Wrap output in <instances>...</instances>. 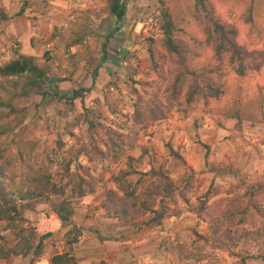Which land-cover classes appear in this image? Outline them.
<instances>
[{"label":"rangeland","instance_id":"obj_1","mask_svg":"<svg viewBox=\"0 0 264 264\" xmlns=\"http://www.w3.org/2000/svg\"><path fill=\"white\" fill-rule=\"evenodd\" d=\"M163 2L177 26L184 28L185 38L199 51L191 59L193 65L199 69L214 67L217 61L210 47L205 44V34L188 13L194 0H128L124 17L116 16L106 0H85L81 3L82 10L71 18L67 16L62 29L50 40L44 37L46 43L55 45L46 50L47 57L43 55L40 58L49 65L53 77L59 80L57 84L61 93L69 96L73 88L91 85L93 90L85 96L86 104H93L95 98L103 102L106 85L113 81V73L118 74L121 91L111 86L109 97L116 111L110 114L111 120L107 122L113 126V120L125 122L128 127L124 131H132L133 122L127 116L133 111L135 95L130 94L122 56L125 50H136L140 56L138 62L144 69H149L151 58L148 46L153 43L159 50H164ZM214 2L217 12L238 26L240 43L264 50V0ZM0 5L1 12L4 10L2 0ZM80 33L83 34L82 39L74 43ZM108 35L112 36L107 48L109 54L101 62L103 42ZM225 65L231 70L229 65ZM98 66L99 79L96 81L91 73ZM107 66L114 68V72L107 70ZM221 84L224 85L225 93L221 98L213 99L207 111L200 106L191 113H184L174 107L164 119L152 123L145 134L140 131L137 145L129 152V155L137 157L136 160L128 162V158L121 159L104 171L101 161L91 162L84 153L78 155L79 160L73 155L72 170L79 168L78 172L86 175L82 166H90L88 177L99 178L103 173L106 183L98 184L96 193L83 196L67 194L74 206L73 222L81 230L78 243L66 242V233L72 227L62 225L49 200L44 197L20 200L19 190L16 189L20 176L12 182L9 173L6 177L0 175L5 189L13 190L17 204L25 206L18 220L20 231L34 227L39 234H51L44 240L46 252L35 262H30L32 254L26 257L12 255L3 264H50L55 251L75 255L79 264H238L237 251L246 255L249 264H264V244L252 245L253 241L246 244L247 236H238L242 228L251 227L250 222L242 223L235 219L229 225L231 236L226 242H221L209 220L200 217L179 197L177 204L168 205L170 217H164L154 226L143 225V229L137 231L138 226L108 218L97 199V194L104 187H117L120 179L114 180L113 173L117 175L124 170H135L128 175V179L137 182L142 178V172L150 170L153 164L164 166L179 185L190 174L197 178L196 183L202 179L199 190L191 198L195 204L199 202L197 196L209 191L211 196L208 204L217 207L222 198L232 196L235 190L233 182L245 186L256 181L255 178L264 170V66L245 77L231 71L222 78ZM20 88L15 93H19L17 95L11 87L8 91L0 89L3 101L15 108L10 111L9 105H0V121L9 122L15 127L8 135L1 136L0 141L7 139L11 142L13 138L15 141L12 148L0 152V164H5L9 154H14V172L21 171L23 159L19 156L17 144L33 141L36 142L35 152L41 153L44 147L50 151V170L56 175V170L62 171V161H59L61 153L69 156V152L74 150L72 146L76 148L80 139L88 144L91 142L90 134L84 129L79 130L75 123L76 114L82 110V102L78 99L72 105L67 99L55 96L43 100L41 94L33 91L32 87L28 89L29 93H20ZM106 105L103 103L104 109L108 108ZM235 105H238L242 114L240 124L235 116L230 117L225 113ZM58 137L64 142L61 147L56 143ZM100 145L105 147L104 144ZM207 146H210L209 150ZM171 147L185 157V162L171 152ZM207 151L209 158L206 157ZM78 162H81L80 166ZM213 162L238 168L242 171V177L236 180L230 176L215 178L210 171ZM107 164L109 161H106ZM60 179L61 176L56 175L54 180L60 183ZM148 179L149 176L143 177L140 185ZM51 198L54 199V196ZM221 209L219 207L218 212ZM256 224L261 226L262 221L259 219ZM5 225L6 222L0 220V233L5 234L9 243L13 244L18 236L4 230ZM260 243H264V239ZM182 250H194V256L180 258Z\"/></svg>","mask_w":264,"mask_h":264},{"label":"trees","instance_id":"obj_2","mask_svg":"<svg viewBox=\"0 0 264 264\" xmlns=\"http://www.w3.org/2000/svg\"><path fill=\"white\" fill-rule=\"evenodd\" d=\"M214 1L194 0L188 10L205 34V44L210 47L213 57L217 61L214 67L199 69L193 65L191 59L199 51L185 38L184 28L177 26L164 2L162 10L165 19V36L162 46L164 50H159L153 43L148 46L151 58L149 69H144L138 62L140 59L138 51L125 50L123 52L122 61L129 80L130 94L135 95L133 111L131 115L127 116L133 122L130 132L124 131L128 127L125 122L113 120L114 126L107 122L111 120L110 114L116 111L109 97V94L112 93L111 86L121 91L118 74L111 82L112 85L109 83L106 85L105 100L102 102L100 98H95L93 104L87 105L85 96L91 89L85 87L75 89L69 96H64L57 84L59 80L57 81L53 77V71L40 57L16 53L12 60L0 64V89L2 90L8 91L11 87L15 94L22 87L20 93H29L28 89L32 87L33 91L41 94L43 100L55 96L59 99H67L72 105L78 99L82 102V110L76 114L75 123L79 130L84 129L90 134L91 142L88 144L80 139L76 148L72 146L74 150L69 152V156L61 153L62 157L59 161H62V171L56 170L55 173L61 176L60 183L54 180L56 175H53L50 170L52 159L50 151L44 147L41 153L35 152L36 142L33 141H22L17 144L19 156L23 159L21 171L14 172L16 166L14 154H9L5 158V164H0L1 176L6 177L9 173L12 182L17 176H20L16 188L17 191L19 190L20 200L44 197L50 201L52 209L56 211L62 225L72 227L66 233L68 244L78 243L81 236L80 228H77L73 222L74 206L67 195L68 192L71 195L83 196L86 193H96L98 184H106L103 180V173L99 178L88 177L91 172L90 166H82L86 175L80 174L79 168L72 170L74 154L77 160L80 159L78 155L84 153L91 162L101 161L104 171L109 170L113 162L121 161V159L128 158V162L136 160L137 157L129 155V152L137 145L140 131L145 134L152 123L164 119L174 107L184 113H191L200 106H203L207 111L212 100L221 98L225 93L221 81L226 74L234 71L240 77H245L251 71H259L264 66V50L249 48L240 43L238 26L217 12ZM106 2L110 4L112 11L118 17L125 16L128 0H106ZM109 35L103 42V60L101 58V62L109 54L107 48L112 37ZM82 36L83 34L80 33L74 43L79 42ZM150 39L151 42H154L152 38ZM225 64L229 65L231 70H228ZM99 67H96L92 73L95 79ZM14 94L13 96L19 93ZM103 103L107 104V109H104ZM0 105H9L10 111L15 109L10 103L4 102L1 95ZM225 113L230 117L235 116L239 124L242 122V114L238 105H235L234 108L230 107ZM14 129L15 127L11 123L0 121V140L3 134L8 135ZM14 141V138L11 142H8L7 139H4V142L0 141V152L12 148L11 145ZM56 143L59 147L64 145L60 137L57 138ZM100 144H104L105 147ZM206 148L209 150L210 146ZM170 149L176 157L185 162L184 156L172 147ZM206 155L209 158L208 151ZM106 161H109L108 166ZM78 163L80 166L81 162ZM223 164L225 163H211L210 171L214 173L215 178L230 176L236 180L242 177L241 170ZM163 167L153 164L150 170L142 172L140 181L146 176H149V179L141 185L140 181L132 182L128 179V175L135 170L130 172L124 170L121 174L118 173V176L113 173L114 180L120 179L117 187L106 186L101 193L97 194V199L106 216L130 223L134 227L138 226L136 230L141 231L143 225L154 226L159 224L164 217H170L171 214L167 212L168 205L177 204V198L180 197L191 210L200 217L209 220L215 228L214 232L219 241L226 242V239L231 236L230 223L239 219L242 223L250 222L251 227L242 228L238 236L246 235V244L250 241H253L252 245L264 244L260 243V240L264 239V170L255 178L256 181L245 186L233 182L235 190L232 192V196L222 198L220 205L215 207L208 204L211 196L209 191L197 196L198 204L191 202L192 195L196 194L203 182L202 179L196 183L197 178L190 174L179 185ZM13 194V190L11 188L6 190L3 182L0 181V220L6 222L4 230L12 231L18 236V239L10 244L7 236L0 233V259L7 260L12 255L26 257L32 254L30 262L33 263L46 252L44 240L51 234L50 232L39 234L34 227L24 228L20 231L18 220L19 217H22V209L25 206L17 204L18 200L13 197ZM51 196H54V199ZM219 207L222 209L218 212ZM220 216L222 220L218 221ZM259 219L262 221L261 226L256 224ZM180 255V258H192L194 250H182ZM235 255L239 257L238 264H249L243 252L237 251ZM50 264H79V261L75 255L68 252L55 251L50 259Z\"/></svg>","mask_w":264,"mask_h":264},{"label":"crops","instance_id":"obj_3","mask_svg":"<svg viewBox=\"0 0 264 264\" xmlns=\"http://www.w3.org/2000/svg\"><path fill=\"white\" fill-rule=\"evenodd\" d=\"M83 1L2 0L4 10L0 12V64L12 60L16 53L43 56L47 49L55 45L45 41L62 29L67 16L71 18L82 10ZM44 37H47L46 40ZM107 70L114 72L110 66H107ZM98 79L99 75L96 81ZM3 261L0 259V264Z\"/></svg>","mask_w":264,"mask_h":264},{"label":"clouds","instance_id":"obj_4","mask_svg":"<svg viewBox=\"0 0 264 264\" xmlns=\"http://www.w3.org/2000/svg\"><path fill=\"white\" fill-rule=\"evenodd\" d=\"M115 15H116V14H115ZM116 16H117V15H116ZM46 53H48V52H45V54H46ZM45 54H44V55H45ZM94 69H95V68H94ZM93 72H94V71H93ZM93 72H92V73H93ZM92 73H91V75H92ZM97 73H99V70L97 71ZM97 76H98V75H97ZM93 79L96 80L97 78L95 79V78L93 77ZM119 85H120V84H119ZM84 87H85V88H89V87H91V85H90V86H80L79 88H73L72 91L75 90V89H80V88H84ZM90 89H91V91L93 90L92 87H91ZM114 89H115V87H114ZM91 91H90V92H91ZM117 91H118V89H117ZM86 95H87V94H86ZM22 215H23V214H22ZM34 264H35V263H34Z\"/></svg>","mask_w":264,"mask_h":264}]
</instances>
